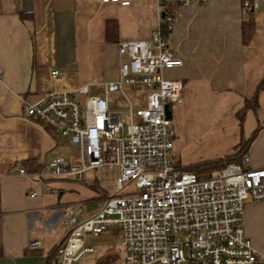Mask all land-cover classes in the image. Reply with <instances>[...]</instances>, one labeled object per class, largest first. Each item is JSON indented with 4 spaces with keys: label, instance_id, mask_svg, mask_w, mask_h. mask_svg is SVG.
<instances>
[{
    "label": "crops",
    "instance_id": "1",
    "mask_svg": "<svg viewBox=\"0 0 264 264\" xmlns=\"http://www.w3.org/2000/svg\"><path fill=\"white\" fill-rule=\"evenodd\" d=\"M163 10L159 0H132L128 6L102 0H0V264H57L54 251L69 235L63 209L80 206L86 217L114 194L98 168L82 181L67 176L46 182L20 174L24 161L43 164L61 156L74 164L70 154L65 156L67 147L73 151L68 136L27 115L25 106L50 90H76L85 83H95L93 94L102 93L101 85L119 78L126 59L119 43L150 39ZM249 11L257 23L245 45L242 25ZM173 15L168 43L183 64L165 71V77L183 82V100L172 110L180 164L235 152L258 131L245 165L264 167V89L257 92L264 77V2L246 10L242 0L196 1L174 6ZM108 20L118 24L116 41L105 39ZM256 92V110L248 109L240 119L238 112ZM136 93L137 105H145L147 92ZM108 98L111 109L124 107L118 92ZM244 212L245 234L264 252V200L247 198ZM34 239L41 243L30 248ZM86 242L98 253L81 264L117 260L123 252L115 229L86 235Z\"/></svg>",
    "mask_w": 264,
    "mask_h": 264
},
{
    "label": "built area",
    "instance_id": "2",
    "mask_svg": "<svg viewBox=\"0 0 264 264\" xmlns=\"http://www.w3.org/2000/svg\"><path fill=\"white\" fill-rule=\"evenodd\" d=\"M102 1L121 6L132 2ZM159 1L164 8L160 25L150 39L119 43L118 52L126 59L119 78L101 85L102 93L93 94L95 83H85L76 90H50L25 106L27 115L68 136L81 164L56 156L37 171L20 167L19 173L49 182L67 176L82 181L88 170L97 168L117 172L118 191L98 211L82 217L80 206L63 209L69 235L59 246L57 264H81L85 256L98 253L86 235L97 237L113 229L123 246L113 264H264V252L243 227L246 199L264 200V167L231 162L200 178L182 170L173 119L167 116L166 106L172 111L183 100V82L165 77V71L183 64L168 43L175 18L171 9L209 0ZM263 2L242 0V6L255 10ZM127 84L147 92L144 107L132 104ZM112 92L123 97L121 110L111 109ZM248 161L245 157L243 164ZM40 243L30 240L29 247Z\"/></svg>",
    "mask_w": 264,
    "mask_h": 264
},
{
    "label": "trees",
    "instance_id": "3",
    "mask_svg": "<svg viewBox=\"0 0 264 264\" xmlns=\"http://www.w3.org/2000/svg\"><path fill=\"white\" fill-rule=\"evenodd\" d=\"M249 17L244 20L242 25V35H243V41L245 45H249L251 41L254 38L255 30H256V23L254 14L252 11H249ZM171 13L174 14V9H171ZM105 39L107 40H113L116 41L117 39V31H118V24L115 20H108V22L105 23ZM263 80L258 84L257 92L261 89H264V77ZM256 95L253 98L246 99V102L241 108V110L238 112L239 118L243 119L246 111L248 109H254L256 110L258 106V95ZM258 131H256L252 136H250L247 139H244L242 141L241 147L239 150L235 152H230L229 154L221 157H215L212 159H204L200 160L198 162L189 163L185 165H181L182 170H186L189 172H193L197 175L198 178L200 177H210L214 175L216 172L221 171L222 168L227 166L231 162L239 163L247 167L245 163L243 164L244 158L246 157L248 147L250 143L255 139V135ZM23 165L30 171H37L41 168L42 164L40 162H30V161H24L21 166ZM62 244V243H61ZM60 244V245H61ZM55 249V254L57 257L59 246ZM100 264H110L116 261V257H113L112 259L103 260V258L99 259Z\"/></svg>",
    "mask_w": 264,
    "mask_h": 264
},
{
    "label": "rangeland",
    "instance_id": "4",
    "mask_svg": "<svg viewBox=\"0 0 264 264\" xmlns=\"http://www.w3.org/2000/svg\"><path fill=\"white\" fill-rule=\"evenodd\" d=\"M132 88H133V91L129 87L127 88V91H128V94L130 95V97H132V99H133V101L135 103V108L137 109L139 107H144L146 104L145 105H139V106L137 105V101H138V98H139L140 95H137L138 93H136V91L143 90V89H139L138 90L135 87H132ZM198 149H199L198 147H194L193 150L197 151ZM69 154H70L71 158H73V162H74L75 165L81 164V161H80V158H79L80 157L79 151H77V150H73L72 151V150H70L69 147H67V152H66V155H65L66 158L69 157ZM96 172H97V175L101 179H103V183H104L105 187L111 186V187H108L110 194L115 193V192L118 191V187L115 184V180H116V176H117V172H116L115 169H112V168L111 169L98 168ZM99 207H100V205H98L95 209L98 210Z\"/></svg>",
    "mask_w": 264,
    "mask_h": 264
},
{
    "label": "water",
    "instance_id": "5",
    "mask_svg": "<svg viewBox=\"0 0 264 264\" xmlns=\"http://www.w3.org/2000/svg\"><path fill=\"white\" fill-rule=\"evenodd\" d=\"M167 116L172 117L173 112L166 106Z\"/></svg>",
    "mask_w": 264,
    "mask_h": 264
}]
</instances>
